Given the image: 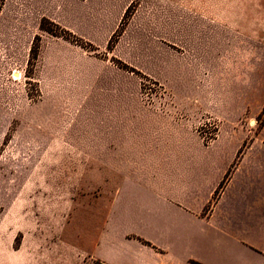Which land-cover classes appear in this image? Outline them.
<instances>
[{"label": "crops", "instance_id": "1", "mask_svg": "<svg viewBox=\"0 0 264 264\" xmlns=\"http://www.w3.org/2000/svg\"><path fill=\"white\" fill-rule=\"evenodd\" d=\"M132 2L40 0V19L102 54ZM169 19L170 28L166 16L150 23L144 0L112 55L174 92L170 114L143 107L134 75L63 39L41 44L44 97L84 106V119L94 122L95 167L128 170L120 215L144 225L131 239L103 240L93 257L99 264H264V161L240 156L243 146L224 137L262 108L264 0H175ZM39 30L40 20L32 37ZM203 113L224 122L212 145L195 132Z\"/></svg>", "mask_w": 264, "mask_h": 264}, {"label": "rangeland", "instance_id": "2", "mask_svg": "<svg viewBox=\"0 0 264 264\" xmlns=\"http://www.w3.org/2000/svg\"><path fill=\"white\" fill-rule=\"evenodd\" d=\"M143 1L133 0L126 27ZM174 4L175 0H146V18L155 23L166 16L170 28ZM39 8L40 0H0V264H99L93 257L98 244L131 239L130 232L144 225L120 215L127 208L128 170L95 167L94 137L88 133L94 122L84 119V106L49 103L44 97L38 82L40 48L45 37H59L41 29L32 37L39 20L40 26L44 18L50 20L40 19ZM80 40L65 41L134 75L143 107L171 113L174 92L113 56L119 40L102 54ZM34 43L39 46L36 57ZM261 103L259 113L247 112L234 125L236 131L230 128L224 137L243 146L240 156L264 161V85ZM223 126L217 116L203 113L195 132L203 144L212 145ZM210 134L212 140H207Z\"/></svg>", "mask_w": 264, "mask_h": 264}, {"label": "trees", "instance_id": "3", "mask_svg": "<svg viewBox=\"0 0 264 264\" xmlns=\"http://www.w3.org/2000/svg\"><path fill=\"white\" fill-rule=\"evenodd\" d=\"M129 19H130V14L128 11V13L126 14V16H125V18L121 24L120 29L118 30V32L114 35V37L110 41V44L108 47V49L110 51L113 49V47L115 46V44L117 43L119 38L122 36ZM48 27H53L57 30L53 31V30L48 29ZM40 29H41V31L47 32L48 34H50L54 37L63 38L67 41L75 42L77 44L81 43V40L78 37L73 35L68 30L62 29L60 26H58L57 24L51 22L50 20H48L46 18H44L42 20ZM58 31H60V32H58ZM38 39L39 38L37 37L36 40H38ZM38 52H39V46H38V44L34 43L33 48H32V54H34V56L36 57L38 55ZM116 63L119 65L120 68L125 69V70H130L129 67L124 65L122 62L116 61Z\"/></svg>", "mask_w": 264, "mask_h": 264}, {"label": "built area", "instance_id": "4", "mask_svg": "<svg viewBox=\"0 0 264 264\" xmlns=\"http://www.w3.org/2000/svg\"><path fill=\"white\" fill-rule=\"evenodd\" d=\"M212 136H213V134H210V138H207V140H212Z\"/></svg>", "mask_w": 264, "mask_h": 264}]
</instances>
